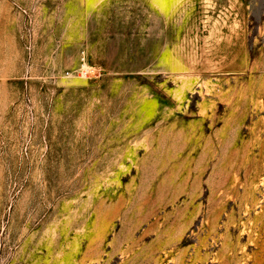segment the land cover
Returning <instances> with one entry per match:
<instances>
[{
  "label": "rangeland",
  "instance_id": "obj_1",
  "mask_svg": "<svg viewBox=\"0 0 264 264\" xmlns=\"http://www.w3.org/2000/svg\"><path fill=\"white\" fill-rule=\"evenodd\" d=\"M0 264H264V0H0Z\"/></svg>",
  "mask_w": 264,
  "mask_h": 264
}]
</instances>
